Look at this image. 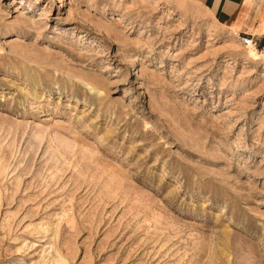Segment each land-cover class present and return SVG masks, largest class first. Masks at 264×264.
I'll use <instances>...</instances> for the list:
<instances>
[{
  "label": "rangeland",
  "instance_id": "1",
  "mask_svg": "<svg viewBox=\"0 0 264 264\" xmlns=\"http://www.w3.org/2000/svg\"><path fill=\"white\" fill-rule=\"evenodd\" d=\"M0 264H264V8L0 0Z\"/></svg>",
  "mask_w": 264,
  "mask_h": 264
},
{
  "label": "crops",
  "instance_id": "2",
  "mask_svg": "<svg viewBox=\"0 0 264 264\" xmlns=\"http://www.w3.org/2000/svg\"><path fill=\"white\" fill-rule=\"evenodd\" d=\"M222 20L245 23L258 22V17L264 8V0H199ZM249 32L248 30H243Z\"/></svg>",
  "mask_w": 264,
  "mask_h": 264
},
{
  "label": "built area",
  "instance_id": "3",
  "mask_svg": "<svg viewBox=\"0 0 264 264\" xmlns=\"http://www.w3.org/2000/svg\"><path fill=\"white\" fill-rule=\"evenodd\" d=\"M237 36H238L240 42L247 47H255L256 48L258 45V41L254 37L253 34L243 32V33H238Z\"/></svg>",
  "mask_w": 264,
  "mask_h": 264
},
{
  "label": "bare ground",
  "instance_id": "4",
  "mask_svg": "<svg viewBox=\"0 0 264 264\" xmlns=\"http://www.w3.org/2000/svg\"><path fill=\"white\" fill-rule=\"evenodd\" d=\"M250 48H251V49H250L251 56H252L253 58L257 59V55H256L255 51L252 49V48H255V47H250ZM255 49H256V48H255Z\"/></svg>",
  "mask_w": 264,
  "mask_h": 264
}]
</instances>
